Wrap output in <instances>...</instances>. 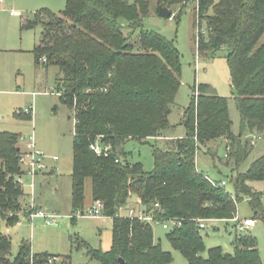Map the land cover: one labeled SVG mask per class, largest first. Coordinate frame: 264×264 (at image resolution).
Listing matches in <instances>:
<instances>
[{"label": "trees", "instance_id": "obj_1", "mask_svg": "<svg viewBox=\"0 0 264 264\" xmlns=\"http://www.w3.org/2000/svg\"><path fill=\"white\" fill-rule=\"evenodd\" d=\"M149 1L156 3L157 12L159 6L166 5L181 9L189 0ZM194 1L197 20L205 19L208 28L207 42L197 39V49L227 52L240 117L238 135L231 131L228 99L207 85H199L197 97L177 123L185 135L164 139L175 128L171 115L179 110L175 98L180 62L173 42L158 34L140 30L136 41L132 40V32L148 14L146 0H66L60 15L40 11L33 22L23 23L26 28L41 26L39 44L32 52L34 62L39 64L45 58L46 64L60 69L59 96L74 115L73 211L83 209L84 185L89 179L92 202H102L103 216L112 219L110 250L90 252L101 264H120L118 259L123 264L171 261L170 254L155 243L149 223L117 216L132 196L154 219L180 222L167 230L168 240L188 264H262L256 239L241 231L232 241L233 254L214 247L203 257L195 220L230 222L236 216L238 199L248 196L252 219L259 216L264 221L260 193L248 186L252 181H264V154L246 173L232 179L235 197L224 187L211 185L197 171L195 156L210 142L224 141L227 158L238 167L252 150V135L264 133V0ZM211 8L212 14L207 15ZM147 138L166 141L151 144ZM129 140L150 145L152 171L128 160L123 145ZM96 141L111 147L107 154L97 156L90 150ZM17 143V135L0 132V219L9 225L19 222L25 197L17 181L24 172ZM9 251L10 242L0 233V264H48L49 256L32 254L28 244L21 245L12 260Z\"/></svg>", "mask_w": 264, "mask_h": 264}, {"label": "rangeland", "instance_id": "obj_2", "mask_svg": "<svg viewBox=\"0 0 264 264\" xmlns=\"http://www.w3.org/2000/svg\"><path fill=\"white\" fill-rule=\"evenodd\" d=\"M0 8V132L18 136V143L27 149L29 143L44 155L47 168L31 176H21L20 186L25 197L22 198L20 220L7 224L0 219V233L10 242L8 258L12 260L19 247L28 244L34 255L45 254L57 257L64 264H101L91 258L90 252H108L112 244V219L110 217H89L87 210L91 204L90 181H85V201L83 209L74 212L71 196V173L73 155V136L75 121L72 110L62 103L59 96V79L62 72L56 65L35 64L33 50L39 44L42 28L39 24L26 28L24 22H33L40 11L60 15L66 8V0H2ZM133 1V0H131ZM149 11L142 18L140 27L132 32L136 41L140 30L158 34L172 41L179 56L180 86L175 98L179 108L171 117L175 125L171 137L182 138L185 130L177 125L184 118V110L197 97V87L207 85L214 89L218 96L228 99V114L231 131L234 135L240 132V117L234 100V90L230 80L227 64V52L219 50L205 52L200 46L196 61L197 39L206 43L208 40L207 21L197 20L194 0H189L183 8L166 5L172 11L169 19L159 18L155 10L156 3L146 0ZM218 0H213L216 4ZM9 11L16 13L10 16ZM212 14V8L207 15ZM122 25L126 23L121 21ZM127 33V30H124ZM200 41V39H199ZM33 93H36L33 96ZM32 108L30 113L25 110ZM177 113V114H176ZM251 137V136H249ZM151 139V140H150ZM252 150L247 158L237 167L232 158H227L226 142H210L196 152L195 166L197 171L215 182H225L224 189L235 197L232 179L238 173H246L251 163L264 154V133L251 137ZM151 144L162 143L163 138H147ZM124 150L130 162L140 163L143 170H153V157L148 143L127 141ZM51 158H56L53 163ZM33 184V203L36 209L44 214L55 216V223L47 225L43 218L30 219L31 201L30 184ZM253 192L260 193V204L264 209V181L248 183ZM129 207L136 208L135 197L129 200ZM28 208V210H27ZM236 215L239 219L253 218L254 211L248 196L238 199ZM82 213V214H81ZM127 210L118 211L120 216ZM213 222L205 223L200 230L204 251L219 247L223 252L233 254L232 241L235 235L247 233L257 242V250L264 264V221L257 216L253 228L239 231L233 222L210 218ZM153 239L161 250L168 252L171 261L168 264H188V261L168 240V231L161 224H151Z\"/></svg>", "mask_w": 264, "mask_h": 264}, {"label": "built area", "instance_id": "obj_3", "mask_svg": "<svg viewBox=\"0 0 264 264\" xmlns=\"http://www.w3.org/2000/svg\"><path fill=\"white\" fill-rule=\"evenodd\" d=\"M4 2L2 0H0V8H3ZM11 16H15L16 13H14L13 11H9ZM198 49L196 52V61L198 59ZM46 59L42 58L41 59V63H45ZM35 95V94H34ZM32 111V108H29L27 110H25L26 113H30ZM75 121V119H74ZM110 146L109 145H101V143L99 141H96L95 143H93L90 146V150H92L97 156H100L101 154L105 153L107 154V152L110 150ZM52 161H56V158H51ZM19 163L21 166H25L26 167V173L34 176L35 174H37L40 171H44L47 166L44 162V155L36 150L34 148L33 143H29L27 146V152H21L20 153V157H19ZM207 180L211 183V185L215 186V187H224L225 186V182H215L213 180H211L210 178L207 177ZM18 183H20V180L18 178ZM29 188L31 189V203L29 205V215L28 217L30 219L35 218V217H40L44 219L45 224L47 225H51L55 223V216L53 215H47L44 214L42 211H40L39 209H36V207L34 206L33 203V184L31 183L29 185ZM136 208L133 207H129L126 206L121 207L119 209H125L127 210V213L123 216H120L119 214L117 215L118 217H126L128 219H133V218H137L140 221L143 222H147L150 225L152 223H156V224H161V227L165 230H168L170 227H172L173 225H180V222L175 221V220H167V221H159L154 219V217L151 214H146L145 213V208L142 206H139L140 208H138V205H136ZM103 203L100 201H95L92 203L91 207L88 208L87 210V216L89 217H103L102 211H103ZM155 208L159 209L158 205L155 204ZM80 212V211H79ZM82 214V213H81ZM195 222L198 225V229L202 230L205 228V223L207 222H213L212 220L209 219H197L195 220ZM231 222L234 223L235 227L237 230L239 231H243L246 229H250L253 228L256 225V220L252 219V218H246V219H239L238 216L236 215ZM55 261H59V259H57V257H49L47 259V263L48 264H52Z\"/></svg>", "mask_w": 264, "mask_h": 264}, {"label": "water", "instance_id": "obj_4", "mask_svg": "<svg viewBox=\"0 0 264 264\" xmlns=\"http://www.w3.org/2000/svg\"><path fill=\"white\" fill-rule=\"evenodd\" d=\"M171 11L170 9H168L165 6H159L158 10H157V16L159 18H163V19H169L171 17ZM120 264H123L124 262L121 259H118Z\"/></svg>", "mask_w": 264, "mask_h": 264}, {"label": "crops", "instance_id": "obj_5", "mask_svg": "<svg viewBox=\"0 0 264 264\" xmlns=\"http://www.w3.org/2000/svg\"><path fill=\"white\" fill-rule=\"evenodd\" d=\"M4 6V5H3ZM10 14V13H9ZM11 16V15H10ZM16 16V15H15ZM36 95V93H33V96H35ZM173 132V131H172ZM171 132V133H172ZM171 133L169 134V135H167V137H165L164 139H176V138H174V137H171L170 135H171ZM20 142H19V145H18V147H19V149H20V152H27V149H23V148H21V146H20ZM27 148V147H26ZM56 161H54L53 163H55ZM22 167V169H23V175L26 173V167L25 166H21ZM38 174V173H37ZM37 174H35V175H37ZM22 176V175H21ZM21 176L19 177V180H21ZM20 183H21V181H20ZM92 200H91V204H90V206H89V208L91 207V205H92ZM138 208H140L139 206H138ZM235 226V225H234ZM236 228V227H235Z\"/></svg>", "mask_w": 264, "mask_h": 264}]
</instances>
